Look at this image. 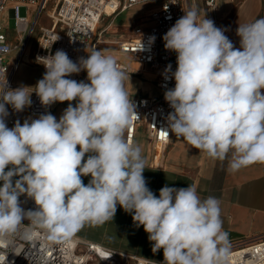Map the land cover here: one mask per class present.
Returning a JSON list of instances; mask_svg holds the SVG:
<instances>
[{
	"label": "clouds",
	"instance_id": "obj_1",
	"mask_svg": "<svg viewBox=\"0 0 264 264\" xmlns=\"http://www.w3.org/2000/svg\"><path fill=\"white\" fill-rule=\"evenodd\" d=\"M184 13L163 36L165 49L177 54L176 70H164L165 80H175L164 93L173 109L167 129L208 158L223 161L231 153L233 172L264 163V18L238 25L237 49L196 8ZM36 60L46 69L35 85L41 104H77L69 103L58 121L48 113L9 128L6 105L21 112L31 93L11 89L6 78L0 83V241L25 219L47 239L67 240L85 224L113 220L119 205L143 226L152 252L163 250L162 264H227L231 245L217 198L202 200L194 185H165L157 197L147 186L141 148L125 138L135 106L116 58L92 50L77 63L57 50ZM82 70L89 83L66 78ZM82 176L91 177L87 185ZM22 194L35 210L20 207ZM111 255L100 252L102 259Z\"/></svg>",
	"mask_w": 264,
	"mask_h": 264
},
{
	"label": "built area",
	"instance_id": "obj_2",
	"mask_svg": "<svg viewBox=\"0 0 264 264\" xmlns=\"http://www.w3.org/2000/svg\"><path fill=\"white\" fill-rule=\"evenodd\" d=\"M52 0H0V83L5 78L8 86L12 89V77L17 65L12 66L8 61V55L18 48L11 42L6 31H3L1 19L4 13L11 11L15 18V32L27 43L32 33L38 28L35 58L54 55L57 50H63L73 62H79L80 58H87L88 53L97 48L96 34L98 26L104 16L118 13L126 8L147 3L154 0H118L117 7L107 13L105 3H113L114 0H54L47 16L51 20L49 27L40 26L42 14L48 10ZM216 0H206L208 6L213 7ZM26 6L30 11L36 7V15L33 21L29 16H20L19 9ZM186 11L184 0H161L159 8L151 15V25L148 28L137 26L134 36L118 44L120 52L131 54L137 61L148 66L158 74L157 86L161 90L160 95L152 97L131 96L135 106L133 123L125 132V138H130L134 144L136 132L140 127L147 130L152 140L154 162L158 163L172 136L175 134L168 128V115L173 109L164 99V93L174 88L175 80L164 79V70L171 64V71L177 68V54L166 50L163 36L181 18ZM215 26L219 27L218 24ZM155 40H150V37ZM143 46V47H142ZM7 51H2V49ZM142 48V49H141ZM41 64V63H40ZM43 66V64H41ZM124 72L126 66L118 65ZM45 69V67L43 66ZM46 70V69H45ZM170 75V74H169ZM77 82L88 81L87 72L80 71L66 77ZM89 82V81H88ZM31 92V105L21 112H16L12 106L6 107L9 115L5 118L7 127H12L15 122H21L25 113L33 116L54 113V104L44 106L36 94V89ZM20 207L27 212L35 210L34 200L26 194L19 197ZM32 234L29 239L28 235ZM230 257L227 264H264V239L252 243L230 244ZM112 254L108 259H102L100 252ZM0 255L7 256V260L0 264H155L138 256L124 254L117 250L100 244L80 239L76 236L59 242L47 239L44 230L36 228L30 220L25 219L19 226L17 233L0 241ZM162 264V262H157Z\"/></svg>",
	"mask_w": 264,
	"mask_h": 264
},
{
	"label": "crops",
	"instance_id": "obj_3",
	"mask_svg": "<svg viewBox=\"0 0 264 264\" xmlns=\"http://www.w3.org/2000/svg\"><path fill=\"white\" fill-rule=\"evenodd\" d=\"M147 3H155V6L139 17L141 19L137 23V26H143L144 28H148L151 25L150 15L155 9L160 7L161 0ZM184 4L186 11L196 8L200 19L206 16L207 19H211L215 24H218L219 28H225V35L237 49L240 48V37L236 34L238 25L252 22L258 18H264V0H216L213 7L208 6L206 0H184ZM135 6L109 16H104L101 22L106 18H109V20L116 18L121 13ZM9 13L13 16L11 11ZM115 24V20L112 19L105 27L101 28L99 39L96 43L97 48L106 54L113 55L115 58L117 54L119 57L128 56V59L134 63L136 70L133 72L129 66L116 58L118 65L126 66L124 73L128 78L124 81V87L129 95L139 97L156 96L146 93V86L149 83L148 78L152 77L154 81H151V83L160 90L157 86L158 74L148 66L137 61L131 54L120 52L118 47L120 42L128 40L135 35L134 28L137 26L132 29L129 35L115 36V39L112 40L102 39L103 34L109 28L114 27ZM36 32H38L37 35L39 36V29L37 28L26 44L31 41L33 34L35 36ZM7 34L9 40L15 43L12 35L10 36L8 32ZM14 34L18 37L15 31ZM26 48L27 46L16 55L14 53L15 50L8 55L9 63L12 66L17 65L12 77V84L14 85L12 89L21 87L15 85V79L18 74V77L24 76V73L20 74L21 68L31 69L35 74V84L30 86L24 85L25 87H29L27 88L28 90L36 89L35 85L43 78L46 71L43 67L30 66L31 57ZM131 74L134 75L133 79L141 83V89L133 90L130 88L129 78ZM138 76H142L143 78H137ZM85 83L89 82L85 81ZM27 93L30 94L31 92L27 91ZM69 103L76 106L77 101L59 102L56 107L54 105L53 116L56 117L57 121ZM8 106L11 105H6V107ZM37 118L39 116L25 113L20 123L23 124L26 120L30 122ZM134 144L141 148V155L145 161L143 175L147 181V186L157 197L159 196L160 189L165 185L174 188H185L188 185H194L197 189V194L202 200L209 196L219 200L222 229L227 232L230 244L252 243L264 239V163H255L233 172L228 167L231 153L223 161L219 159L214 160L208 158L205 153L192 148L191 145L176 135L172 136L164 155L156 163L153 159L152 140L144 127H140L136 132ZM87 155L85 156V160L87 159ZM81 179L87 185L91 177L82 176ZM2 183L0 181V186H2ZM73 236L153 262H163L164 259L163 250L161 249L155 254L152 252V244L148 240V234L144 231L143 226L136 227L132 220V214L126 213L119 205H117V211L113 220H109L98 226L85 224Z\"/></svg>",
	"mask_w": 264,
	"mask_h": 264
},
{
	"label": "rangeland",
	"instance_id": "obj_4",
	"mask_svg": "<svg viewBox=\"0 0 264 264\" xmlns=\"http://www.w3.org/2000/svg\"><path fill=\"white\" fill-rule=\"evenodd\" d=\"M53 1H51L48 10L45 11L39 21L40 26H46L49 27L51 20L49 19V17L47 16V13L51 10V7L53 5ZM116 3L118 5V2L116 0ZM153 6H155V3H141L136 5L134 8H131L130 10L121 13L118 17L116 18H111L109 20V18H106L104 21H102L99 26H98V30H97V34H96V38L95 40L99 39V33L102 27H105L112 19L115 20V25L114 27H111L108 29V31H106L103 34L102 39L105 40H112L115 39V36H119V35H129L131 34V31L134 27L137 26V23H139L140 19L139 17H141L143 14L147 13L148 10L150 8H152ZM31 11L29 9H27L26 6H21L19 9V14L20 16H29L30 20L33 21V19L35 18L36 15V7L32 6L31 7ZM139 18V19H137ZM118 24V25H117ZM1 25L3 27V29H7V30H3L6 31L10 34V36L12 35L13 40L15 41V44L18 45V48L15 49L14 53L15 55L19 53V51L21 52V50L23 48H26V50L28 49L27 52H29V55L31 57L30 59V66L32 67H43L40 63L37 62L36 58H35V51H36V44H37V33H35V36L33 34V37L31 39V41L26 44L25 42V37L23 36L22 39L20 37L15 36L14 31H15V18L9 13V11H7L6 13H4L2 19H1ZM222 28V27H221ZM135 29V28H134ZM225 30V28H222ZM226 31V30H225ZM225 34V33H224ZM14 35V36H13ZM112 49V48H111ZM117 59H119L120 61H122L123 63H125L127 66H129L131 71H135L136 67L134 65L133 62H131L128 59V56H123V57H119L117 54ZM24 73V76H18L15 79V85L17 86H24V85H34L35 84V74L31 69H26L25 67H23V69L21 68L20 74ZM134 75L131 74V77L129 78V86L131 89L133 90H139L142 88L141 83L135 79H133ZM146 77V76H144ZM137 78L142 79V76H138ZM149 83L147 84V89H146V93L149 94H153V95H160V90L151 83V81H154V79L152 77H149ZM146 85V84H144ZM59 102L55 103V107L56 105H58ZM54 107V109H55ZM16 179H19V177H13V182H15Z\"/></svg>",
	"mask_w": 264,
	"mask_h": 264
},
{
	"label": "bare ground",
	"instance_id": "obj_5",
	"mask_svg": "<svg viewBox=\"0 0 264 264\" xmlns=\"http://www.w3.org/2000/svg\"><path fill=\"white\" fill-rule=\"evenodd\" d=\"M116 7H117V3L116 0H114L113 3L110 4L109 2L105 3L104 9L106 10L107 13H111Z\"/></svg>",
	"mask_w": 264,
	"mask_h": 264
}]
</instances>
